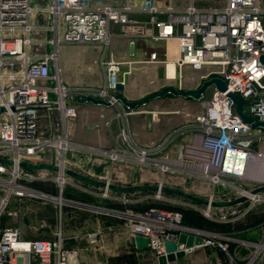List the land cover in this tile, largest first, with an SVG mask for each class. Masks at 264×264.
I'll list each match as a JSON object with an SVG mask.
<instances>
[{
    "label": "built area",
    "instance_id": "built-area-1",
    "mask_svg": "<svg viewBox=\"0 0 264 264\" xmlns=\"http://www.w3.org/2000/svg\"><path fill=\"white\" fill-rule=\"evenodd\" d=\"M105 1L50 0L35 5L31 0H0V112L5 115L0 124V219L4 214L17 217L21 201L27 198L61 203L67 181L63 154L72 143L65 134L41 137L37 131L38 110L57 105L64 117H74L76 110L69 102L73 96L103 98L120 107L117 143L113 148L98 152L113 161L132 159L164 173L182 171L200 176L213 187L206 198L209 201H214L217 187L229 185L228 180L244 178L251 159L260 155L252 145L261 141L264 127H253L244 121L237 112L235 100L229 95V92H235L243 96V113L250 115L253 122H264V61L261 60L264 54V6L260 0H224L220 6H199L195 0H185L183 5H175L173 0H163V4H158V0H142L139 6L132 5L129 0L121 4ZM135 10L147 13V20L132 18L130 13ZM34 12L46 14L53 30L58 28L61 16L64 24L61 39L64 41L106 43L110 23L114 22L129 37L165 41V63L172 61L178 70L185 65L194 69L206 67L207 76L223 78L226 88L214 86L210 97L203 101L202 112L195 116L201 129L200 136L186 142L176 160H163L157 154L180 130L153 147L137 145L127 122L130 110L115 95L117 83L124 84L131 72V64L112 58L102 60L106 79L99 86L63 83L59 67L56 66L54 74L50 70V60L56 58L55 51L27 52L34 27L30 17ZM59 40L58 37L52 39L54 43ZM6 55L12 57L5 60ZM149 56L156 59V51H151ZM17 61L23 67L20 74L14 71ZM5 64L10 68L6 75L1 71ZM3 77L7 78V85H3ZM49 78L53 79L52 84L38 82ZM253 130L256 132L252 133ZM51 148H57L59 152L54 172L49 175L41 169L39 177L56 183L58 197L32 189L28 183L35 176L23 165ZM244 191L237 190V193L247 199L261 197L259 191H247L252 197ZM104 195L108 196L107 187ZM121 201L126 203L129 198L122 196ZM205 206L201 209L202 214L219 221H234L251 208L248 204L242 208L233 206L214 211L212 207L221 206ZM126 212L123 214L128 216L125 226L129 236L146 238L148 248L157 256L165 252L164 243L176 242L181 232L203 236L200 230L182 226L183 215L179 210L153 206L135 213ZM86 237L89 244L99 240L96 232H89ZM201 245L216 246L230 260L240 261L239 264H264V221L260 238L246 242L248 252L244 257L232 254L227 243L211 237H203ZM79 254L77 248L64 245L60 229L55 231L53 239H25L18 226L8 224L0 228V264H81ZM217 264H223V261L219 260Z\"/></svg>",
    "mask_w": 264,
    "mask_h": 264
},
{
    "label": "crops",
    "instance_id": "crops-1",
    "mask_svg": "<svg viewBox=\"0 0 264 264\" xmlns=\"http://www.w3.org/2000/svg\"><path fill=\"white\" fill-rule=\"evenodd\" d=\"M31 1L35 5H42L50 0ZM124 1L106 0L105 2L121 4ZM129 1L134 6H139L142 2V0ZM157 2L163 4V0ZM172 3L183 5L186 2L185 0H173ZM196 4L208 6L201 4L199 1ZM130 16L141 21H146L148 18L147 13L137 10L131 12ZM30 21L34 27L30 33L31 42L27 46V52L41 54L55 51L56 58L50 60L51 73L54 74L56 66H58L59 76L62 82L67 85H101L106 79L102 60L109 58L131 64V72L127 75L123 88V95L127 99H137L146 93L156 91L166 85L168 81L177 77L168 78L163 74V70L161 72L159 69L160 66L163 68L165 63V41L163 40L129 37L122 32L119 24L111 22L109 27L110 36L106 43L100 41H64L61 39L64 29L61 16L58 18L59 26L56 30L49 27L50 19L44 13L34 12L30 17ZM54 37H58L60 40L54 43L52 41ZM130 39L134 40L132 52L129 49ZM146 42H155L160 47V51L155 48L146 49ZM151 51H156V59L150 58ZM11 57L6 55L4 59L9 60ZM183 67L180 70L176 68L178 76H183ZM22 68L20 61L15 62L14 71L17 74H20ZM9 70L10 68L6 64L1 68L4 75ZM207 71H203L199 76L202 78L212 76H207ZM38 82L52 84L53 79H40ZM2 83L7 85V78L3 77ZM192 87L196 86L188 85L185 88ZM53 95L51 93V96ZM81 97L73 96L69 98V102L74 105L76 110L74 117H64L62 109L57 105L41 107L38 110L37 131L41 137H58L65 134L72 143V147L63 154L67 181L62 190L61 203L24 199L20 203L19 215L13 217L12 223L8 224L18 226L21 237L25 239H53L55 231L60 229L64 245L79 250L81 264H104L103 261L98 259L97 255L90 256L85 252L92 250V244L88 243L86 235L89 232H96L99 236L98 241H101L105 230H112L117 225L114 219L108 217L109 215L114 216L115 211L130 210L132 212L134 209L129 205H132L133 202L138 203V205L144 203L142 201L147 198L146 193L154 186L178 185L177 189L181 192L186 194L192 192L196 194L195 196L198 195L197 197L201 195L208 197L213 187L200 176H193L182 171L164 173L156 167L140 165L132 159L113 161L107 155L98 152L99 149L113 148L117 143L120 107L114 104L81 100ZM206 98L208 97L202 95L193 97L167 92L161 96L149 98L135 107H128L130 114L127 122L133 141L139 146L153 147L164 141L170 134L180 130L157 154V157L163 160L179 159L183 145L201 134V129L195 122V116L202 112L203 101ZM0 114L3 113L0 112ZM4 118V114L0 115V124ZM255 132V130L252 131V133ZM262 140H264V129ZM257 142L255 141L252 145L254 151H256ZM53 155L54 153L51 151L46 157L43 152L27 164L29 166L26 167L35 176L28 185L32 189L58 197L59 191L56 183L50 179L39 177L41 169L54 172L59 159V152L57 153V160L53 158ZM197 181L208 184L210 189L205 192L190 186L191 182ZM105 187L108 189V196L104 195ZM164 194L175 193L164 192ZM122 196L128 197L129 201L126 203L121 201ZM157 207L162 208L159 205ZM57 209L61 217L59 223L53 215L54 210ZM196 210L201 212L194 204H191L188 209H185V212L182 211V214L185 216L186 212ZM104 215H107V217ZM184 216L181 222L182 226L198 230ZM263 221L262 219L256 222L250 216L244 222L240 231L231 234H239V240L237 239V241L258 240L261 236ZM132 239L140 248L149 249L147 241H144L145 238ZM241 245L238 242L235 248L229 247L230 252L237 255V257L238 254H241L240 257H244L248 250L245 245ZM201 246L205 245L194 246L190 252ZM215 248L219 253L218 256L221 257L218 261H223V264H231V261L227 259L228 256L218 247L215 246Z\"/></svg>",
    "mask_w": 264,
    "mask_h": 264
},
{
    "label": "rangeland",
    "instance_id": "rangeland-1",
    "mask_svg": "<svg viewBox=\"0 0 264 264\" xmlns=\"http://www.w3.org/2000/svg\"><path fill=\"white\" fill-rule=\"evenodd\" d=\"M203 5H216L220 6L223 4L224 0H198ZM196 1V2H198ZM262 6H264V0H260ZM113 30V29H112ZM149 39V38H148ZM146 49L155 48L160 51V47L153 43L146 42ZM161 53V52H160ZM164 74V68H162ZM208 70L206 67L194 69L189 65H185L183 67V76H178L168 81L167 84H172L178 86L180 88H185L186 86H198L202 79L199 76L203 71ZM214 84L208 85L204 91L202 92L203 97H210ZM3 115V114H0ZM257 146L255 147L257 153H260L257 157L251 159V162L248 166L247 172H245V176L242 179H237L234 181H229V185L219 186L216 188L213 200L220 203L221 207H212V210L219 211L220 209L226 210L230 209V207L237 206L238 208H242L251 205V208L245 215L234 220V221H219L216 218H208L199 211H188L185 213L184 218L188 219L194 227L200 230L203 236H211L213 239L220 240L228 244L229 247L235 248L238 245H245L247 241H237L239 240V234H231L232 232L240 231L242 225L245 221H247L248 217H253L256 222L260 220H264V140L261 142H257ZM259 146V147H258ZM53 151V158L57 160V148H51L44 151V156H48L50 152ZM256 158V159H255ZM58 161V160H57ZM254 161V162H252ZM257 161V162H255ZM253 164V165H252ZM263 169V170H262ZM49 175L53 174V171H46ZM190 186L195 189L207 192L210 187L206 183L202 182H191ZM172 189H176L178 185L167 186ZM224 187V188H223ZM259 195L261 197L256 199H247L246 201L240 202L237 205H229L230 202L235 201L240 195L237 193V190H246L252 191L255 189H259ZM179 190V189H178ZM201 193V192H200ZM147 198L142 201V204H156L162 207L165 210H179L184 211L188 209L189 205L194 204L198 209H204L206 206L204 204H197L191 202L189 199L185 197H181L176 194H164V192H157L155 190L148 191ZM187 194L196 195L195 193L188 192ZM203 194V193H201ZM198 196V195H197ZM200 198L206 199L208 197L201 195ZM28 200H39L27 198ZM45 201V200H42ZM30 202V201H29ZM133 202V205H138V203ZM157 207V206H156ZM130 211V210H128ZM124 211H115L114 216L109 215L110 219H114L117 223L116 227L112 230H105L103 235V239L98 241L96 244H92V250L90 252L85 251L90 256L94 254L98 256L100 261H103L104 264H159L157 255L149 249L140 248V246L136 245L135 241L129 236L127 227L125 226V222L127 221L128 216L123 214ZM131 212V211H130ZM133 213L136 211L132 210ZM127 213V212H126ZM56 221L60 222V213L57 210L53 212ZM63 216V215H62ZM107 217V215H104ZM215 217V216H214ZM15 219V218H14ZM13 216L9 214H4L0 219V228L8 223H12ZM215 234V235H213ZM147 241L146 238L144 240ZM241 247H243L241 245ZM246 247V246H245ZM247 249V247H246ZM219 253L213 245H205L194 249L190 253H186L182 257L167 263V264H217L218 259L221 257L218 256ZM227 256V255H226ZM241 254H238L240 257ZM230 260V258L227 257ZM231 264H239L240 261L236 259L230 260ZM101 264V263H100Z\"/></svg>",
    "mask_w": 264,
    "mask_h": 264
},
{
    "label": "water",
    "instance_id": "water-1",
    "mask_svg": "<svg viewBox=\"0 0 264 264\" xmlns=\"http://www.w3.org/2000/svg\"><path fill=\"white\" fill-rule=\"evenodd\" d=\"M133 44H134V40L130 39L129 40L130 52L133 51ZM261 60L264 61V54L261 55ZM159 69L162 72V66H160ZM210 84H214L215 86H217L220 89L226 88L225 80L223 78H221L220 76L214 75V76L203 78L201 83L197 87L180 88V87L172 85V84H166L156 91L146 93L142 97L137 98V99H133V100L127 99L123 95L124 84L122 82H118L116 85L118 92L115 95L125 105L132 108L138 104L144 103L149 98L161 96L167 92H171V93L178 94V95H191L193 97H200L202 92L204 91V89ZM229 95L235 100L237 112L239 113V115L242 117V119L244 121L251 123V125L253 127H257V126L264 127V122H253L252 117L250 115L243 113V110H242L243 96H241L235 92H229ZM81 100H91L95 103L109 104V102L103 98H96V97H92V96H82ZM23 165L29 166L25 163ZM65 171H66V169H65ZM262 188L263 187H260L259 189H255V190H253V192L259 191ZM155 190H159V191H162L165 193L179 194V195H182L185 198L189 199L190 201H193V202L199 203V204H204V205L210 204L211 206H219L220 205V203H218V202L209 201L208 199H202V198L197 197L195 195L186 194V193L181 192L180 190H173V189L165 187L163 185L156 186ZM246 199H247L246 196H244V195L240 196L237 199H235V201L230 202L229 205H234V204L243 202ZM202 243H203V236L198 235V234L196 235V234H192V233L181 232L178 235L176 242H165L164 243V251L165 252L163 254L158 255V257H157L158 263L159 264L170 263V262L182 257L186 253H189L194 246H200Z\"/></svg>",
    "mask_w": 264,
    "mask_h": 264
},
{
    "label": "bare ground",
    "instance_id": "bare-ground-1",
    "mask_svg": "<svg viewBox=\"0 0 264 264\" xmlns=\"http://www.w3.org/2000/svg\"><path fill=\"white\" fill-rule=\"evenodd\" d=\"M164 74H165V76L166 77H168V78H174V77H176L177 76V69H176V66H175V64L172 62V61H168V62H166L165 64H164ZM256 159V158H255ZM252 162H254V161H252ZM255 162H257V161H255ZM253 165V164H252ZM263 170V169H262ZM247 172V171H246ZM244 194H246V195H249V196H251L252 197V194L251 193H249V192H247V191H244Z\"/></svg>",
    "mask_w": 264,
    "mask_h": 264
},
{
    "label": "trees",
    "instance_id": "trees-1",
    "mask_svg": "<svg viewBox=\"0 0 264 264\" xmlns=\"http://www.w3.org/2000/svg\"><path fill=\"white\" fill-rule=\"evenodd\" d=\"M156 186L152 187L151 189H149L148 191H151V190H155ZM173 190H176V189H173ZM178 190V189H177ZM131 206L134 210L136 211H143V210H146L150 207H153V206H157L156 204H139V205H129ZM117 208H118V205H117ZM121 209V208H119ZM184 216V214H182Z\"/></svg>",
    "mask_w": 264,
    "mask_h": 264
}]
</instances>
